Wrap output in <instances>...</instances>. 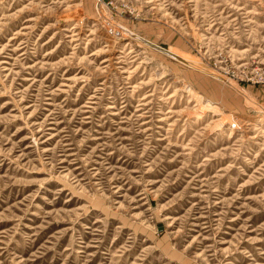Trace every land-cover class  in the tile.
<instances>
[{"label": "rangeland", "instance_id": "374dc122", "mask_svg": "<svg viewBox=\"0 0 264 264\" xmlns=\"http://www.w3.org/2000/svg\"><path fill=\"white\" fill-rule=\"evenodd\" d=\"M0 264H264V0H0Z\"/></svg>", "mask_w": 264, "mask_h": 264}]
</instances>
